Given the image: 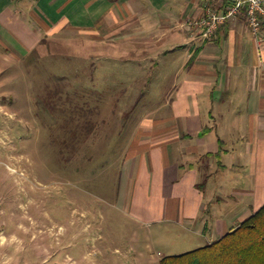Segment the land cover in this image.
Returning a JSON list of instances; mask_svg holds the SVG:
<instances>
[{"label":"crops","instance_id":"obj_1","mask_svg":"<svg viewBox=\"0 0 264 264\" xmlns=\"http://www.w3.org/2000/svg\"><path fill=\"white\" fill-rule=\"evenodd\" d=\"M231 3L0 0L6 49L30 52L69 21L84 28L80 33L100 34L105 56L118 43L124 55L133 46L134 56L153 67H175L171 110L148 113L133 133L124 198L139 222L176 226L196 236L200 247L264 205V39L252 32L246 14L231 17L210 38L185 25Z\"/></svg>","mask_w":264,"mask_h":264},{"label":"rangeland","instance_id":"obj_2","mask_svg":"<svg viewBox=\"0 0 264 264\" xmlns=\"http://www.w3.org/2000/svg\"><path fill=\"white\" fill-rule=\"evenodd\" d=\"M80 30L67 21L56 37L84 59L0 43V264H160L165 255L200 247L196 236L176 226L139 222L124 198L133 133L148 113L171 110L175 67H153L134 56L133 46L124 55L112 43L91 77L89 62L100 60L90 46L102 37ZM63 75L74 83L72 94L87 87L105 97L91 115L97 129L70 162L58 115L38 96L44 82L68 89L67 81L52 79ZM85 96L74 100L88 101L90 93Z\"/></svg>","mask_w":264,"mask_h":264},{"label":"trees","instance_id":"obj_3","mask_svg":"<svg viewBox=\"0 0 264 264\" xmlns=\"http://www.w3.org/2000/svg\"><path fill=\"white\" fill-rule=\"evenodd\" d=\"M81 40V43H86L87 39L85 41ZM99 41H95L91 46L89 45L93 51V57L100 60L98 64L97 61L88 63V74L91 77L97 73V70H100L99 67L103 62V54L101 53L103 50L99 52L102 49ZM69 42L67 39L45 36L33 52L39 53L40 48L45 47L43 50H46V52H63V58L64 53H66L69 60L75 56L84 59V53L75 55L78 50L69 48ZM81 64L78 66H81ZM81 72L84 73V70L77 69L76 74L79 75ZM52 79L58 80V82L67 81L68 89L60 88L59 85L50 87L48 82H44L39 89L42 94L38 96H40L39 100L53 114L58 115L57 127L60 128L64 139L63 149L71 150L70 158L66 159L67 162H70L83 146V143L97 129V122L91 118V115L96 113L98 106L105 100V97L103 91L100 92L95 90L96 88L87 87H76L75 92L72 94L74 83L69 80L70 76L68 77V75L59 78L57 76ZM77 88L81 90L79 91ZM78 93L79 95H77ZM89 93L88 101L78 102L74 100V95L86 97L85 94L89 95ZM91 100L94 102L93 106H90ZM87 106L89 107L87 108ZM90 159H93V157L89 156L88 160ZM160 264H264V205L244 220L239 227L227 233L218 241L181 254L165 255L161 258Z\"/></svg>","mask_w":264,"mask_h":264},{"label":"built area","instance_id":"obj_4","mask_svg":"<svg viewBox=\"0 0 264 264\" xmlns=\"http://www.w3.org/2000/svg\"><path fill=\"white\" fill-rule=\"evenodd\" d=\"M239 14H246L252 32L262 41L264 39V0H232L225 11L216 12L209 8L204 17L191 19L185 25L202 28L203 35L210 38L222 24Z\"/></svg>","mask_w":264,"mask_h":264}]
</instances>
